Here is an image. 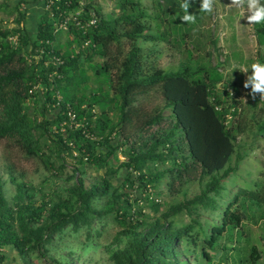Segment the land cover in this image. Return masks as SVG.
<instances>
[{
  "label": "trees",
  "instance_id": "obj_1",
  "mask_svg": "<svg viewBox=\"0 0 264 264\" xmlns=\"http://www.w3.org/2000/svg\"><path fill=\"white\" fill-rule=\"evenodd\" d=\"M31 1L5 3L13 5L8 11L15 12L17 26L0 25V140L12 139L27 156L38 158L46 174L36 184L11 162L0 166V264L8 259L4 248L13 249L21 264H38L35 258L42 264H95L94 258H85L86 252L70 248L60 253L59 247L70 233L84 232L81 248H99L95 236L101 230L95 224L109 218L120 227L104 245L111 264H214L219 248L226 264H259L262 253L257 245L244 248V256H239L236 244L220 245L222 237L234 238V230L241 229L246 202L264 209V185L257 181L255 187H241L226 205L218 198L244 156L237 149L238 138L246 133L248 121L236 83L222 78L220 69L227 59L212 64L213 53L202 40L207 37L203 15L186 24L180 19L181 0H156L155 14L141 0H118L117 16L97 5L98 26L85 34L73 29V41L61 43L67 34L54 33L50 14L57 3ZM27 3H41L43 8L32 34ZM255 34L263 46L264 25H255ZM13 35H19L16 43L10 40ZM84 39L95 46L74 52V43L81 48ZM47 40L56 42L57 54L65 60L61 77L50 78L53 66H44L47 54L38 63L32 58ZM162 42L185 47L177 69L160 64ZM210 42L216 45L218 40ZM255 62L264 63V52ZM87 65L94 71L95 89L90 87ZM37 82L46 88L43 94L29 92ZM58 91L63 109L55 106ZM29 98L40 105L39 118L29 112ZM156 98L159 103L153 107L144 104ZM66 103L73 105L80 120L86 119L88 130L104 139L89 140L85 127L55 133L53 127L67 118ZM260 104L250 118L264 136V101ZM113 133L115 138H109ZM68 158L72 173L65 177ZM89 166L105 173L88 182ZM122 169L125 176L115 185L112 178ZM5 174L15 187L11 197ZM59 179L61 189L56 187ZM163 180L171 195L184 194L166 209L157 190ZM195 180L201 189L189 197L183 188ZM182 213L190 221L178 224L175 217ZM206 214L209 217L202 221Z\"/></svg>",
  "mask_w": 264,
  "mask_h": 264
},
{
  "label": "rangeland",
  "instance_id": "obj_2",
  "mask_svg": "<svg viewBox=\"0 0 264 264\" xmlns=\"http://www.w3.org/2000/svg\"><path fill=\"white\" fill-rule=\"evenodd\" d=\"M19 0H14V5L18 3ZM31 1V0H30ZM142 3L148 8L151 14L158 12L156 6V0H141ZM162 3H165V0H160ZM182 1V0H181ZM32 2V1H31ZM118 0H107L104 2L103 11L106 14H114L117 16L120 12L119 7L117 6ZM264 2V0H262ZM5 3H9V0H0V25L4 28H14L17 26L14 21L15 12L11 14L8 11V6L10 8L13 5L6 6ZM37 3V2H36ZM192 6L189 8L191 14L203 15L202 24L204 27L202 31L207 34V37H202L204 41L208 42L207 50L213 53L211 58L212 64H216L218 58L221 60L227 59V64L225 67L220 69L223 77L229 79V83H236V93L238 99L241 103V109L243 111L247 124V131L244 134H241L238 138L237 147L239 153L244 155L239 161L238 169L230 175L225 180V186L222 190V194L218 196L219 200L223 204H227L230 199L234 196L236 192L241 187H255L256 182L258 181L261 185H264V136L259 134L257 126L252 123L250 118L251 114L261 106L258 96L256 100H252L250 96L247 95V89L243 88V82L246 79V74L242 73L239 69L246 67L248 69V74H251V65L255 63L256 58L264 52V45L259 46L257 36L255 34V25H248L247 21L244 19V16L241 14L243 10L237 9L235 7H229L227 4L230 3V0H217L218 11H214L211 14L199 12V2L198 0H190ZM10 4V3H9ZM27 15L31 13L32 7L38 4H29L27 3ZM222 17V19H221ZM23 25V23L21 24ZM209 36V38H208ZM206 37V38H205ZM71 35H64L63 39H60L59 42L65 43L70 39ZM212 39L218 40L217 44L214 45L210 41ZM11 40V39H10ZM12 41V40H11ZM189 44H192L188 40ZM150 44L149 42L146 44ZM161 47L164 48V52L160 55V64L165 68L177 69L180 65L181 60L185 56V52L182 50L185 48L172 47L166 42H162ZM160 47V48H161ZM194 55L197 56L199 51L194 47ZM200 55L203 52H200ZM205 53V51H204ZM100 60V59H99ZM87 73L90 76V87L95 89L97 83H95L94 71L88 65L86 66ZM228 85V84H226ZM223 86V84H221ZM36 99L29 98L26 102L29 112L37 118L40 117L41 108L39 104L35 105ZM156 103H159V99H152L150 102H145L144 104L147 107H153ZM143 105V104H142ZM141 105V106H142ZM168 113V112H167ZM167 126V124H165ZM257 133L258 135H256ZM120 159L123 156L119 153ZM237 159V154L233 156L232 164H235ZM70 158L67 159L68 173L63 176L71 174L72 165L70 163ZM3 162H11L17 169V171H23L27 178L32 180V182L38 184L40 183L44 175L46 174V169L42 162L36 157L27 156L12 140H0V166L2 167ZM114 162V160H112ZM118 165V164H117ZM88 173L86 175L87 181L92 182L95 178H100L105 170H99L98 173L94 166L88 167ZM125 176V171L122 169L118 176L112 178L115 185H118ZM4 179H7L6 191L8 197H11L15 192V187L10 183L8 175H3ZM56 187L59 189L62 188L63 182L59 179L56 183ZM201 187L197 180L192 181L186 184L183 188L187 192V196H193L200 191ZM159 194L161 195L163 201V208L166 209L170 203L180 201L184 199V194L171 195L166 180H163L161 184L157 187ZM183 191V192H184ZM246 211L247 218L244 220L240 230H234V238L228 239L227 236H224L220 239L221 244H236V247L241 249L239 256H244L246 248L248 245H257L262 253V259L259 264H264V209L257 205H254L252 202H246L244 206ZM148 213L152 214L153 211L147 208ZM206 217H209L207 214L203 217L202 221H205ZM178 224L188 223L190 221L188 215L182 213L175 217ZM97 228L101 230L100 235L95 236V242H97L100 247L89 251H84L79 245L80 240L85 238V233H70V237H67L66 243L59 247L61 250L60 253H66L70 248L77 249L78 253L86 252L85 258H94L97 260L95 264H111L107 260L106 253L104 252V245L111 242L116 232L119 230V226L113 222L111 218L103 220L101 223L95 224ZM210 226L207 227L209 229ZM220 249V252L217 253L214 264H226L223 262L224 251ZM7 254L8 259L3 264H21V259L17 256V253L13 249L4 248L2 250ZM236 254V251L233 252ZM99 259L101 262L99 263ZM40 260V259H38ZM35 261L38 264H42L40 261Z\"/></svg>",
  "mask_w": 264,
  "mask_h": 264
},
{
  "label": "built area",
  "instance_id": "obj_3",
  "mask_svg": "<svg viewBox=\"0 0 264 264\" xmlns=\"http://www.w3.org/2000/svg\"><path fill=\"white\" fill-rule=\"evenodd\" d=\"M105 1L106 0H51V4L55 2L57 3L55 9H51L50 11L51 20L54 23V33L56 34L59 32H64V34L71 35L70 39H74L73 29L82 31L85 34L89 29L97 27L100 21L97 5L104 6ZM49 6L50 5H47L46 8H49ZM18 39L19 35L11 36V40L15 43L18 41ZM80 44L81 48L78 46V44L74 43V52H79L80 49L89 47L90 45L95 46V44H93L90 39H84ZM54 45H56L55 41L52 42L51 40H47L45 46L37 48L35 55L32 56V58H35L34 60L37 63L40 62L39 60L41 55L47 54L48 56H50L47 60L44 61V66L47 68L53 66L52 72L50 74L51 79L55 76H57V78L61 77L62 73L60 72V67L65 63V60L61 57V55L57 54ZM32 58H29L31 59L29 60L30 63L34 61L32 60ZM45 90L46 88L42 85V82H37L33 85L29 92L34 93L35 91H39V93L43 94ZM55 97V106H57V108L63 109V106H60L64 100L63 95L58 91ZM64 109V115H66L67 118L61 121L58 126L55 125L53 127V131L55 133H65L67 132L68 127L71 129H79L85 127L83 133L89 140L99 141L104 139L103 136H99L86 128V125L88 124L86 119L84 118V120H80L78 118V113L71 103H66ZM217 109L221 110V107L217 106ZM232 110H234V108H232ZM97 112L98 111L96 109L92 110L93 114H97ZM231 118L232 115H229V119ZM109 138H115V133H113L112 136H109ZM70 145L72 146L73 143L70 142ZM77 155L78 152L73 151V156ZM122 158L124 157L122 156ZM156 200L158 201V198Z\"/></svg>",
  "mask_w": 264,
  "mask_h": 264
},
{
  "label": "clouds",
  "instance_id": "obj_4",
  "mask_svg": "<svg viewBox=\"0 0 264 264\" xmlns=\"http://www.w3.org/2000/svg\"><path fill=\"white\" fill-rule=\"evenodd\" d=\"M198 2L200 5L199 12L211 14L214 11H218L217 0H198ZM191 6L190 0H182L179 5L184 12V15L180 17L183 23H196V15L189 12ZM227 6L243 10L241 14L248 25H264V2L262 0H230ZM239 70L246 74L243 88L249 90L247 95L252 100H256L259 95L260 101H264V63H253L251 65V74H248L246 67Z\"/></svg>",
  "mask_w": 264,
  "mask_h": 264
},
{
  "label": "crops",
  "instance_id": "obj_5",
  "mask_svg": "<svg viewBox=\"0 0 264 264\" xmlns=\"http://www.w3.org/2000/svg\"><path fill=\"white\" fill-rule=\"evenodd\" d=\"M31 13H29L27 15L28 18V29L31 30V34L32 32L35 33L36 32V27L38 26V23L41 19V14L43 13V8H42V4L39 3V5L32 7Z\"/></svg>",
  "mask_w": 264,
  "mask_h": 264
}]
</instances>
